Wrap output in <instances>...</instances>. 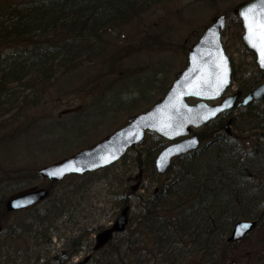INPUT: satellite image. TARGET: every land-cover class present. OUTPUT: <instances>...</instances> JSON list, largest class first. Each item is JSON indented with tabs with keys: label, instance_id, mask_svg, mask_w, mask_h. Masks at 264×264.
Segmentation results:
<instances>
[{
	"label": "rangeland",
	"instance_id": "1",
	"mask_svg": "<svg viewBox=\"0 0 264 264\" xmlns=\"http://www.w3.org/2000/svg\"><path fill=\"white\" fill-rule=\"evenodd\" d=\"M243 1L246 0H173L120 33L110 35L104 57L106 61L83 65L73 76L52 81L40 105L28 116L22 115L21 121L11 128V123L2 126L0 140L14 142L0 145V200L46 185L41 179L31 178L32 174L95 146L131 117L157 103L175 74L185 68L190 46L220 15L228 16L222 42L227 47L236 76L241 83L259 77L254 58L245 53L240 43L242 32L237 26L238 20L231 15ZM150 28L156 32L148 38ZM255 108L262 113L264 102ZM248 115L245 113L238 120L237 130L231 128L232 136L248 137L250 129L259 127L255 123L261 116L249 119ZM27 120H31V125L38 130L11 136L14 129L23 127L22 123ZM3 121L0 120V124ZM248 139L253 141L251 137ZM150 149L148 144L137 147L128 152L127 160L107 169L84 176H70L54 186L51 202L47 200L26 213L11 214L1 225L0 264H34L38 254L33 253V247L40 253L38 264H56L57 258L66 264H88L85 261L92 257L93 261H102L104 258L99 257L98 252H92L95 237L99 231L111 227L121 209L128 206L131 221L127 230L112 239V245L125 250L126 237L139 223L140 197L147 202V197L158 188V182L150 178V155L145 156ZM173 169L160 181L168 177L172 179L173 175L169 174ZM59 207L63 209L61 213L64 212L62 217H58ZM52 209L57 213L53 225L37 229L33 217H42ZM75 236H83L85 242L81 245L82 252L71 258L74 249L68 248ZM131 239L140 243L143 237L133 233ZM171 250L181 255L183 264H191L201 254L195 246L173 245L170 250L158 249L163 259L153 253L150 254L155 258L147 254L141 259L147 264H171L174 255L171 260L167 256ZM176 262L179 263V259ZM233 262L264 264V221L235 247L230 244L221 246L215 256L206 257L202 264Z\"/></svg>",
	"mask_w": 264,
	"mask_h": 264
},
{
	"label": "trees",
	"instance_id": "2",
	"mask_svg": "<svg viewBox=\"0 0 264 264\" xmlns=\"http://www.w3.org/2000/svg\"><path fill=\"white\" fill-rule=\"evenodd\" d=\"M171 2L173 0H0V120L4 119L0 131L3 125L15 126L22 115L28 116L40 105L52 81L73 76L83 65L106 61L110 35L120 33ZM237 26L241 31L239 21ZM155 32L150 28L147 37ZM234 82L246 94L258 80L241 83L235 73ZM255 107L257 105L251 111L235 108L232 114L236 115L222 117L200 129L197 135L205 143L204 148L178 161L173 178L166 181H160L152 168L153 158L165 142L146 134L147 141L145 139L142 147L148 144L151 148L145 156L150 155L149 177L158 182V188L147 197V202L142 197L138 201L139 223L133 233L143 240L135 243L131 233L125 239V250L109 245L104 256H100L104 259L90 264H147L141 258L150 253L161 255L158 248L177 244V241H185L198 249L201 254L191 263L197 264L203 260L200 258L227 244L225 239L238 221L262 223L264 110L257 112ZM245 113H249V119L261 116L255 123L259 127L250 129V136L244 138L226 135L227 122L231 121V128L237 130L238 120ZM31 124V120L23 122V127L14 129L11 136L38 130ZM5 142L12 144L14 141L0 140V145ZM31 178L39 177L33 173ZM62 210L58 208V217H62ZM10 216L2 198L0 226ZM56 218L57 213L52 209L42 217L35 215L32 221L42 230L45 226L51 227ZM72 242L71 248L81 244L77 240ZM37 251L33 247V253L38 254L34 264L40 260ZM176 252L171 250L168 260L174 255L171 264H183L181 255ZM58 264L65 263L58 260Z\"/></svg>",
	"mask_w": 264,
	"mask_h": 264
},
{
	"label": "water",
	"instance_id": "3",
	"mask_svg": "<svg viewBox=\"0 0 264 264\" xmlns=\"http://www.w3.org/2000/svg\"><path fill=\"white\" fill-rule=\"evenodd\" d=\"M254 8L257 13L261 9V0H250L239 5L233 11L242 24L244 31L243 41L247 48L256 56V63L262 71L260 57L247 40V31L244 27L242 13ZM226 17H219L203 34L200 40L192 46L188 55V67L178 75L163 101L154 106L151 111L130 120L129 124L115 132L106 141L90 150L83 151L73 158L60 164L49 166L38 171L39 175L51 182H60L70 174L82 175L94 172L119 160L129 148L136 147L144 136V131L157 133L159 136L175 141L189 137L191 129H199L216 119L220 114L232 110L241 94L237 93L224 99L219 105L211 106L208 102L219 101L232 83V67L223 50L220 35L224 30ZM217 76L224 81L219 91ZM264 97V82L249 93L239 105L246 106L253 101ZM199 101L194 106L187 103V99ZM199 146V139L193 136L178 144L171 145L163 150L155 161L158 174H165L170 167L171 159L195 151ZM48 196L44 189L34 190L11 198L6 201L8 213L25 210L42 202ZM128 223L126 211H123L116 220L113 228L98 235V242L103 245L111 237L112 232L121 233ZM255 222H241L235 225L229 242L243 240L255 228ZM1 231V228H0Z\"/></svg>",
	"mask_w": 264,
	"mask_h": 264
},
{
	"label": "snow or ice",
	"instance_id": "4",
	"mask_svg": "<svg viewBox=\"0 0 264 264\" xmlns=\"http://www.w3.org/2000/svg\"><path fill=\"white\" fill-rule=\"evenodd\" d=\"M244 20V27L247 31L248 43L256 49L261 66H264V0H261V9L257 13L254 8H249L242 13ZM224 81L220 80L217 76V88L219 91L223 87Z\"/></svg>",
	"mask_w": 264,
	"mask_h": 264
}]
</instances>
